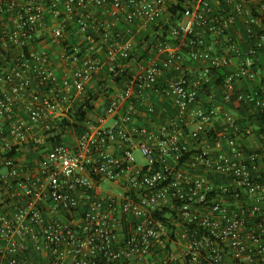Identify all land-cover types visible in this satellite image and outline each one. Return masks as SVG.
I'll list each match as a JSON object with an SVG mask.
<instances>
[{
    "label": "built area",
    "instance_id": "obj_1",
    "mask_svg": "<svg viewBox=\"0 0 264 264\" xmlns=\"http://www.w3.org/2000/svg\"><path fill=\"white\" fill-rule=\"evenodd\" d=\"M179 2L0 0V162L9 177L19 174L17 157L9 154L31 147V125L15 114L18 102L29 98L24 110L30 122L52 130L61 104L83 94L107 64L116 73L117 61L131 57L137 22L160 26L177 18L170 29L175 42L153 43L156 55L110 102L99 124L74 147L55 144L39 174L21 183L27 205L13 215L0 211V264H35L24 259L28 240L34 251L46 254L44 264H264V152L238 143L231 135L236 120L228 114L230 126L215 138L214 149L202 146L192 154L184 141L187 118H193L191 136L198 139L220 114L216 105L201 102L220 69H232L225 78L228 91H235L239 80L260 81L257 88L239 90L237 99L256 109L264 128V66L256 58L264 53V0H187L181 18L169 10ZM95 9L111 15L113 25L124 24L123 32L114 35L110 22L96 19ZM49 12L63 22L53 29L55 40L63 38L64 23L71 19L88 45L65 46L62 58L72 73L61 81L49 52L36 46L44 41ZM94 24L109 42L106 59L97 55ZM186 50L194 61L208 62L195 76L185 68ZM167 71L179 75L161 85ZM147 90L165 95L178 111L156 146L138 145L126 129L135 112L134 93ZM115 143L127 146L121 157L108 150ZM187 167L214 179L191 178ZM5 180L0 175V193ZM105 182L119 183L122 190H104ZM167 203L173 204L175 223L163 216Z\"/></svg>",
    "mask_w": 264,
    "mask_h": 264
},
{
    "label": "crops",
    "instance_id": "obj_2",
    "mask_svg": "<svg viewBox=\"0 0 264 264\" xmlns=\"http://www.w3.org/2000/svg\"><path fill=\"white\" fill-rule=\"evenodd\" d=\"M94 13L98 21L107 20L112 24L110 29L115 33L114 35L117 33L121 34L123 32L124 24L119 22L116 23V25H113L115 23V19L107 12L104 14L103 10L95 9ZM59 22H62V19H56L54 15L49 12L44 28V41L36 44V46L39 49H45L49 52L50 64L54 67L59 80L61 81L63 78L72 73V67L67 66L62 58L65 46L78 47L84 50L88 45L71 19H67L64 23L63 38L59 41L55 40L53 38V29L58 27ZM157 26L158 25H150L147 27L142 22H137L135 25L136 34L131 54L132 57L126 60L120 59L117 61L116 73H112L108 69L109 64H107V66L96 74L92 81L88 83L83 94H72L69 101L61 104L60 111L57 112L58 116H56L52 121V129L57 128L59 130V128H61L60 124L62 123L63 118L68 116L69 109L75 105L82 104L87 98H90L91 95L94 96V99H92L93 109L90 111L88 119L82 123V134L91 126L98 125L101 117L105 116L110 102L117 94L126 89L130 80L137 73L148 66L150 60L156 55L154 49L149 47V43H147L149 39H147V41H143V39L147 38L148 35H150L152 39L158 35L160 36L163 31V26L160 25L158 30L156 28ZM92 31L98 39L97 55L102 59H106L109 42L104 41L99 24H94ZM236 35L239 37L240 32L237 31ZM171 39L173 38L171 37ZM142 42L145 44L143 43L142 45ZM256 58L257 62L264 66V53L258 54ZM185 63L187 72L192 76H195L208 65V62L204 60L194 61L188 50H186L185 53ZM231 70V68H228L220 69L214 72L212 81L206 86V91L201 96V102L203 104H214L220 109V114L207 126V132L200 135L198 139H194L191 136V131H193L196 127L193 118L189 117V119L187 118L188 121L185 122L186 134L184 136V141L192 154L202 146L214 149L215 138L222 134L227 126H230L226 119V114L233 116L236 120L235 126L233 128L231 127V135L238 140V143L246 150H260L264 152V128L260 122L256 109L251 106L242 105L237 99V93L239 90L257 88L260 85V81L247 83L246 81L239 80L235 84V91H228L225 87V78L227 76L221 78L219 72H223L228 75V72ZM178 75L179 73L177 72L167 71L161 77L160 84L164 85L169 80L176 78ZM117 77H119V80H117ZM5 89H8V87L4 85V90ZM28 99L29 98H25L22 99L21 102H18L15 110V114L18 117L26 120V122L31 125V147L22 151L21 155L16 158L19 174L16 177H9L8 168L0 162V175L6 176V189L3 193H0V211L7 215H13L17 209L27 205L29 199L25 195L21 183L27 181L29 177L37 176L39 174L42 158L55 145L52 142L46 141V132L42 127V123L33 125L30 122L29 115H27L24 110V101ZM133 100L135 102V112L131 121L126 125V129L131 133L138 145L147 143L151 146H156L159 142L160 136L164 133H168L174 120L178 119L177 107L162 93L150 90L144 91L142 95H139V92L136 91L134 93ZM125 111L126 110L123 109L121 113H124ZM110 120L111 123H109ZM112 123L113 120L111 118L106 121V124L108 125H111ZM136 128L139 130L146 129L147 134L137 133L135 131ZM70 134L71 136L64 138V142L62 143L74 147L82 134L77 136L74 130H72ZM224 142H226L225 139ZM43 147L45 149L42 151L41 148ZM126 148L127 146L124 144L115 143L108 150L116 157H121ZM136 151L139 150L137 148L134 149V154ZM144 163L145 162H143L142 165ZM3 168L6 169L5 172L2 171ZM186 174L194 179L205 178L209 181L214 179L213 175L204 170L192 169L189 167L186 168ZM220 182L225 183L226 181L223 180ZM120 185L121 184L119 183L111 184L116 192H120L122 190ZM164 208L163 216L175 223L176 219L174 218V215L172 216L173 204L167 203L164 205ZM45 218L50 221L53 216L47 213ZM179 229L181 230V226ZM28 243H30V251L26 252L24 259L35 264H44L46 262V254L42 251H34L31 240H28ZM178 245L179 246L174 248L177 255L181 256L180 247L182 246L181 244Z\"/></svg>",
    "mask_w": 264,
    "mask_h": 264
},
{
    "label": "trees",
    "instance_id": "obj_3",
    "mask_svg": "<svg viewBox=\"0 0 264 264\" xmlns=\"http://www.w3.org/2000/svg\"><path fill=\"white\" fill-rule=\"evenodd\" d=\"M187 0H180L177 4H169V10L173 15H177L179 18H181L182 13L185 10ZM177 22V18H170L166 22L161 21L160 24L163 26V31L161 35L151 38L150 35L147 36V38L143 39V41H147L149 43V47L153 45V43L157 39H164L170 42H175L173 39H171L170 29L173 25H175ZM157 26V30H158ZM149 37V38H148ZM144 42H142L143 45ZM145 44V43H144ZM132 57V56H131ZM130 57V58H131ZM220 77H226L227 74H224L223 72H219ZM117 80H119V77H117ZM92 99H94V96L91 95L90 98H87L82 104L75 105L74 107L70 108L68 111V116L63 118L62 123L60 124L61 128L59 130L52 129L50 131H47L45 133L46 141L52 142L54 144L62 143L64 142V138L71 136L70 132L72 130L75 131V134L77 136H80L82 134V123L85 122L88 119L90 111L93 109ZM18 148H14L13 151L9 154V156L18 157L21 155V151L17 150ZM45 148H41L43 151ZM46 152V151H44ZM168 220V219H167Z\"/></svg>",
    "mask_w": 264,
    "mask_h": 264
},
{
    "label": "rangeland",
    "instance_id": "obj_4",
    "mask_svg": "<svg viewBox=\"0 0 264 264\" xmlns=\"http://www.w3.org/2000/svg\"><path fill=\"white\" fill-rule=\"evenodd\" d=\"M109 123H111V120L109 121ZM135 157H136L137 161H138L140 164H142L143 162H145V158L143 157V155H142V153H141L140 151H136V152H135ZM2 171L5 172L6 169L3 168ZM102 186H103V189H104V190H108V189H112V190H114V187H112L111 184H110L109 182H105V183H103ZM173 247H174V245H173Z\"/></svg>",
    "mask_w": 264,
    "mask_h": 264
}]
</instances>
